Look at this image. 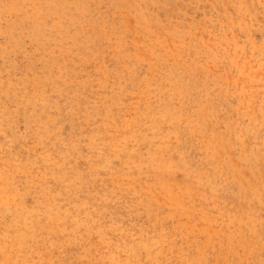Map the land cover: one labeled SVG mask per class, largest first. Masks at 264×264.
<instances>
[{
    "label": "rangeland",
    "instance_id": "rangeland-1",
    "mask_svg": "<svg viewBox=\"0 0 264 264\" xmlns=\"http://www.w3.org/2000/svg\"><path fill=\"white\" fill-rule=\"evenodd\" d=\"M0 264H264V0H0Z\"/></svg>",
    "mask_w": 264,
    "mask_h": 264
},
{
    "label": "bare ground",
    "instance_id": "bare-ground-1",
    "mask_svg": "<svg viewBox=\"0 0 264 264\" xmlns=\"http://www.w3.org/2000/svg\"><path fill=\"white\" fill-rule=\"evenodd\" d=\"M225 41V40H224ZM239 48V47H238ZM236 55V54H235ZM227 72V71H226Z\"/></svg>",
    "mask_w": 264,
    "mask_h": 264
}]
</instances>
